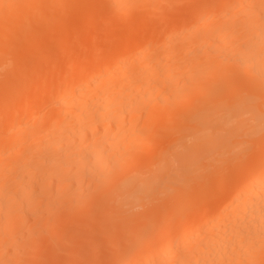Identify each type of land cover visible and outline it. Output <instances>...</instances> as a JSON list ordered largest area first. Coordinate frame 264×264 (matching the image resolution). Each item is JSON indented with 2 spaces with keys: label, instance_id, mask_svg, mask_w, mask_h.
<instances>
[{
  "label": "bare ground",
  "instance_id": "bare-ground-1",
  "mask_svg": "<svg viewBox=\"0 0 264 264\" xmlns=\"http://www.w3.org/2000/svg\"><path fill=\"white\" fill-rule=\"evenodd\" d=\"M184 1L0 0V264H26L98 208L91 231L127 234L108 264H264V0L173 8ZM149 137L173 146L159 158Z\"/></svg>",
  "mask_w": 264,
  "mask_h": 264
},
{
  "label": "rangeland",
  "instance_id": "rangeland-1",
  "mask_svg": "<svg viewBox=\"0 0 264 264\" xmlns=\"http://www.w3.org/2000/svg\"><path fill=\"white\" fill-rule=\"evenodd\" d=\"M192 1H193V2H192ZM196 1L199 2L200 0H191L192 3L189 2V0H188V1L186 0V1H184V2L182 3V5H180V4H179L180 2H179V3H177V7H176V3H175V7L173 6V8H175V9L178 10V8L180 7L179 10H185V9H187L191 4L196 3ZM204 1H206V0H204ZM178 4H179V5H178ZM181 7H183V8H181ZM168 11H169V10H168ZM173 13H174V9H171V10L169 11V13H167V14H168V17H167V18H170V16L173 17ZM169 14H170V15H169ZM95 19H96V20L93 19L94 22H96L98 18H95ZM97 22H98V21H97ZM107 25H108V24H107ZM85 33H87V32H85ZM85 33H84V34H83V32H82V33H79V34H78V33H75V34H74L75 36H74L73 40L71 41V40L69 39V40H70L69 42H71L72 45H70V43H69L68 48L70 47L69 49H70V51H71L72 54H73V52H75L74 49H76V48L79 49L78 46H80V45H81V42H83V40H85V39L87 38V37H85V36H87V34H85ZM72 34H73V33H71V34L69 35L70 38H71V36L73 37ZM81 34H82V35H81ZM80 35H81V36L84 35V36H83V38H84L83 40H82V38H81ZM78 36H79V37H78ZM77 38H78V39H77ZM80 38H81L82 41H80ZM71 39H72V38H71ZM95 39H96V38H95ZM97 39H99V37H98ZM74 40H75L76 42H73ZM99 41H100V39H99L98 41L96 40L97 43H98ZM73 44H74L75 48H74ZM76 44H77V45H76ZM59 45H60V44L57 45L58 47H57V49L55 50V54H58L57 56L60 57L61 52H62L66 47H64V49H62L63 46L61 45V47H60ZM72 48H73V50H72ZM57 50H59V52H58ZM73 57H74V56H73ZM53 59H54V58H53ZM53 59H51V60L54 61ZM65 59H67V58H65ZM70 59H71V58H70ZM71 60H72V59H71ZM76 60H77V59L73 60V62L76 61ZM78 60H79V59H78ZM56 61H57V60H56ZM69 61H70V60H69ZM51 63H53V62H51ZM74 63H75V62H74ZM13 67H14V66H13ZM10 68H11V67H10ZM15 69H16V68H15ZM15 69H13V70H15ZM15 71H16V70H15ZM10 76H11V75H10ZM34 79H36V78L34 77ZM29 83H31V82H27V84H29ZM30 85H32V84H30ZM33 85H35L34 82H33ZM26 87H28V85H27ZM29 87H30V86H29ZM31 87H33V86H31ZM6 88H7V87H4V90H3L4 93H7V91L9 90V87H8L7 89H6ZM0 91H2V90H0ZM2 93H3V92H2ZM7 101H8V99H7ZM7 101H4V102L6 103ZM4 102H3V103H4ZM5 103H4L3 105L0 104V106H1L0 108H4V107L7 105V104H5ZM45 105H46V106H45ZM48 106H49V104H43L42 107H41L42 109L40 108V112H39L38 110H37L36 112H39V113L42 112L43 115H44V113L47 114V113L49 112V109H50V106H49V107H48ZM43 107H44V108H43ZM42 113H41V114H42ZM191 119H192V118L189 117V118H187V119H185V120H182L181 122H178V125H177L176 127H179L181 124H184V123H186V122H187L188 124H190L189 126H191V121H192ZM187 123L184 124L183 126H180L181 128H178V129L175 128V131H173V130L170 131V129H168L169 132H168V133L166 132V135H167V136H165V134H164L165 138L168 139V140H169L170 138H171V140H173V139L176 140V139L179 138V139L182 140V142L185 141L184 138H187V136L192 132V130H193V132H194L193 127H192V126L189 127ZM186 125L188 126L187 128H188L189 130L186 129ZM183 127H184L185 129H183ZM191 128H192V129H191ZM166 129H167V128H166ZM166 129H165V127L156 128V129H155L156 132L153 133V134H151V135L154 136V138H155V135L157 136L161 131L163 132V130L165 131ZM157 130H158V132H157ZM168 130H166V131H168ZM176 131H177V132H176ZM171 132H172V133H171ZM193 132H192V133H193ZM170 134H171V135H170ZM172 134H173V135H172ZM159 135H161V134H159ZM162 135H163V134H162ZM152 136H151V137H152ZM172 136H174V138H172ZM168 137H170V138H168ZM188 137H189V136H188ZM158 138H160V137H158ZM182 138H183V139H182ZM155 139H156V138H155ZM155 139H154V140H155ZM162 139H164V138H162ZM162 139H161V140H160V139H157V141H155V142L157 143V146H159V148H155V149L159 150V149L162 148V146H163L161 152L159 151V152H160L159 154H158V152H157V154H158L157 156H158L159 158H160L161 154H163V153H164L165 151H167V149H168V146L166 147L165 144H164V145L161 144L162 146L160 145V143L158 144V140L162 142ZM154 140H151V138L149 137V141H148V142L152 143V142H154ZM171 140H170V141H171ZM181 140L178 141L179 143L176 142V141L174 142V140H173L172 142H170V143H172L173 145H177V144H180ZM151 141H152V142H151ZM164 141L166 142L165 139H164ZM165 142H164V143H165ZM182 142H181V143H182ZM143 143H144V142H143ZM156 143H152V145H153V144H156ZM162 143H163V142H162ZM168 143H169V142H168ZM168 143L166 142V144H168ZM175 143H176V144H175ZM147 144H148V143H147ZM147 144H144L145 146L142 145V146L140 147V149H141V148H143V150H144V149H146V150L149 149L151 146H150V147L148 146V148H147V147H146ZM173 145H172V146H173ZM157 146H156V147H157ZM164 146H165V147H164ZM172 146L169 144V147H170V148H171ZM145 147H146V148H145ZM254 147H255V146H254ZM254 147H253V148H254ZM170 148H169V149H170ZM255 148H256V147H255ZM255 148H254V149H255ZM153 149H154V148H152V150L149 149V151H153ZM169 149H168V150H169ZM157 150H156V151H157ZM147 151H148V150H147ZM154 151H155V150H154ZM156 151H155L154 153H156ZM163 151H164V152H163ZM252 151H253V150H251V152H252ZM251 152H250V153H251ZM247 156H248V155H247ZM247 156H245V157H241V158H238L239 161H241L240 163L237 162V161H238L237 158H235V159H236L235 162H234L233 160H231V162L228 161V163L230 162V163L232 164V163L234 162V163H233V167H235L236 165L238 166V164L241 165V164H243V163H245V162H247V161L250 160V159H248ZM155 157H156V154H155ZM155 157H154L152 160H150L149 162H146L145 160H143V162L145 161V162L147 163V164L144 163V165H143V162H142V163L140 162V161H141V160H140L139 163H138V165H137V166H138L137 170L135 169V171L133 170V171L129 172L128 174H130V175L133 174V175H134V172H135V174H136L138 171H140V170H144L145 168H148V169H147V171H148L149 168L153 167V165L156 163V161H158V160H157L158 158H155ZM153 160H154L155 162H154ZM147 161H148V160H147ZM232 161H233V162H232ZM242 161H243V162H242ZM244 161H245V162H244ZM153 162H154V163H153ZM140 163H141V165L139 166ZM231 164H226V165L224 166L225 168H219V167H218V169L216 170V171H217V175H220V174H221L220 176L222 177V175H224V174L226 173V171H227V173H228V172L230 171L229 169H230V165H231ZM149 166H150V167H149ZM139 168H140V169H139ZM141 168H143V169H141ZM226 169H227V170H226ZM145 170H146V169H145ZM221 170H222L223 172H225V173H223ZM212 171H215V170H212ZM220 171H221V172H220ZM143 172H145V171H143ZM201 173H202V172H201ZM222 173H223V174H222ZM230 174H231V177H232V173H230ZM226 175H227V174H226ZM201 176L203 177V176H205V174H203V173H202V175L199 174L198 176L195 177V180H196V178H198V177H199L201 180L206 179V177H204V179H203V178H201ZM227 176H228V175H227ZM225 177H226V176H225ZM228 177H229V178H228V182H231V181L234 179L233 177H232V178H230V176H228ZM199 178H198V179H199ZM200 179H199V181H197V182L194 180V181H193L194 183L192 182V185H193V186H190V187H189V190H190L191 187L194 189L196 186H198V185H197L198 182H199V183L201 182V184H203V183L205 182V181H201ZM224 179L227 180V177L224 178ZM226 180H225V181H226ZM195 182H196V183H195ZM202 182H203V183H202ZM226 183H227V182H226ZM87 185H88V184H87ZM194 185H196V186L194 187ZM84 186H86V183L84 184ZM199 188H200V190H201V187H199ZM199 188H197V189L199 190ZM197 189H196V190H197ZM185 190H187V192H188L189 195H192L191 192H192V193H196V192H197V191L195 192V190H193V191L190 190L191 192L189 193L188 188L185 189ZM185 190H184V191H185ZM178 191H179V190H178ZM181 192H182V190H181ZM177 194H179V192H177ZM194 195H196V194H194ZM194 195H193V196H194ZM107 199H108V200H109V199L111 200L110 197H108ZM110 200H109V201H110ZM157 202H158V201H157ZM176 202H177V200L175 201V203L173 202V205L176 204ZM196 203H197V204H194V205L197 206L199 202H196ZM200 203H201V202H200ZM104 204L107 205V202L105 201ZM154 204H155V203H154ZM154 204H153V205L151 204V205H152V206H155ZM151 205H150V206H151ZM157 205L160 206L159 203H158ZM103 206H104V205H103ZM103 206H101V207H103ZM150 206H149V207H150ZM152 206H151V207H152ZM139 207H141V206H139ZM139 207L137 206V209H136V210H138V213H137V211H135V214H136V213L139 214V211H140L139 209H142V211H144V208H143V207H141V208H139ZM192 207H194L193 209H196L195 206H192ZM197 207H198V208H201V204H199ZM135 208H136V207H135ZM138 208H139V209H138ZM85 209H87V212H88V211L90 212V209H92V208H89V210H88V208L85 207ZM100 209H101V208L96 209L95 212H94L95 208L92 209L93 212H94L96 215H95L94 213H92L93 215H92V214H89V215H91V216H94V215H95V217L98 216V218H95V219H97V220L93 219V217H92L93 222L96 221L95 223H97V221H98L99 219H101V220L103 219V218H99V217H100V215H99V214H100V213H99V212H100ZM132 209H133V208H132ZM147 209H148V208H147ZM83 210H84V209H83ZM92 210H91V211H92ZM129 210H130V209H129ZM129 210H126V211L128 212ZM80 211H81V210H80ZM133 211H134V209H133ZM84 212H86V210H85ZM84 212H82V213H84ZM87 212H86V213H87ZM78 213H79V214L76 215L75 220L79 219V218H77L78 215L81 217V214H82V213H80L79 211H78ZM86 213L83 214L84 216H83V215H82V216H83V217H86ZM90 213H91V212H90ZM140 213H142V212L140 211ZM129 214H130V213H129ZM132 214H134V213L132 212ZM125 215H126V214H125ZM127 215H128V214H127ZM130 215H131V214H130ZM203 215H204V214H203ZM203 215H202V216H203ZM207 215H208V214H207ZM207 215H204L203 217L200 216L201 218H199V219H196V218H198L199 216H198V217H195L194 220H193V222H192L193 225H194L193 227L200 226V224H202L201 222L204 223V222H205L204 217H207ZM209 217H210V215H208V217L206 218V220H207ZM202 218H203L204 221L202 220ZM92 219L89 217V218L87 219V220H88V221H87L86 218L83 219V218L81 217L79 220H81V222H83L82 225L79 224V223H81V222H79L78 225H76V222H75V221L72 222L73 219L70 220V221H71V224L73 223L72 225L75 224L76 226L68 227V225H67V228H68V229H67V228L64 229L63 232H62V235H61V236L64 235V236H65L64 238L61 237L60 235H58L59 237L56 236V235L59 234L61 231H60L59 233L57 232V234L55 235V240H56V237H58V238H57V242L54 241V243H53V244H55V243H57V244H56V245H53V244H52L51 247H47V251H48V250L50 251V252L48 251L49 253H47V251H45L46 248H44V246H43V248L41 247V248H42V251H40V254H39V253L37 254L38 257H37V255H34L35 253H34V254H33V253H32V254L29 253L30 250L27 252V255H29V254H31V255L26 256V257L23 256V257H25V258L28 259L29 261L31 260V258H32V259L34 258V259H33L34 261H32V262H33V263H36V264H47V262L44 261V259L47 258L46 260L48 261V263H51V262H49L51 259L48 258V254H49V256H50V254H51V252H52L51 250L55 249V250H53V253H52L53 255H52V254H51V255H52V256H55V258H56V257H57V258L55 259V258L52 257V256H50V257H52V259H54L55 261L58 260V263L60 262V264H61V263H63V264H92V263H93L92 261H93L94 259H96V260H94V261H95L96 263H98V264H105V262L108 264V258H109V256L111 255V253L114 251L113 248H115L113 244L111 245V243H112V242H120V243H121V241H119L121 237H122V238L124 237L123 242L125 243V240L127 239V238H126L127 234H125V233L122 232V233L124 234V236H122V235H123V234H122V235L120 236V238H117V237L115 238V236L113 237V236H111V235H110V238H109V235L107 236V238H104L105 235L103 234V232H102L101 230H102L103 225H104L105 223H103V224L101 225V227H99L97 224L94 223V224L96 225L95 228L97 227V229H98V227H99V229L97 230V232H96V229L93 230V231L95 232V233H94V232L91 231V229L89 228V227H91V226L93 225V222H92V223L89 222V220L91 221ZM176 219H180V218L177 217ZM195 219H196V220H195ZM101 220H100V221H101ZM180 220H181V219H180ZM180 220H179V221H180ZM201 220H202V221H201ZM30 221H31V219H30ZM70 221H68V223H66V224H69ZM77 221H78V220H77ZM84 221H87V222H88V223H86V225L88 224V225H87L88 227H86V225H83V224H85ZM177 221H178V220H177ZM194 221H196V223L198 222L199 224L197 223V225H196V223H195ZM66 222H67V221H66ZM105 222H106V221H105ZM33 223H34V222H33V220H32V221L29 222L28 224L31 225V224H33ZM63 224H64V223H63ZM66 224H65V225H62V226L64 227V226H66ZM90 224H92V225L90 226ZM62 226H60V227H62ZM88 228H89V229H88ZM93 228H94V227H93ZM106 228H107V224H106ZM106 228L103 229V231L106 230V233H107V229H106ZM58 229H59V227H58ZM58 229H57V231H58ZM60 229H61V228H60ZM76 229H79V230H78V235H77V233H76V234H72L73 231L76 230ZM89 230H90V232H89ZM79 231H81V233H82L83 231H85V232H83V233H84V234H87V235L90 234V235H89V239H86V238L84 239V234L82 233V234H81L82 236H81L80 233H79ZM98 231H99V233H98ZM76 232H77V231H76ZM88 232H89V233H88ZM101 232H102V233H101ZM71 234H72V236L77 235V236H75L77 239H76V238L72 239L73 237H71ZM101 234H103L104 236H103V235L101 236ZM107 234H108V233H107ZM107 234H106V235H107ZM87 235H86V237H87ZM91 235H93V236L91 237ZM78 236H79V237H78ZM90 237H91L92 239H91ZM98 237H99V238H98ZM111 237H112V238H111ZM96 239H97V240H96ZM99 239H101V240H99ZM104 239H105L106 242L103 241ZM107 239H108V240H107ZM116 239H117V240H116ZM98 240H99V241H98ZM110 240H111V241H110ZM114 240H115V241H114ZM75 241H76V242H75ZM80 242H81V243L84 242V244H78V243H80ZM103 242H104V244H103ZM107 242H108V243H107ZM109 242H110V243H109ZM98 243H99L100 246L98 245ZM100 243H101V244H100ZM106 243H107V244H106ZM102 244H103L104 247L102 246ZM121 244H123V243H121ZM78 245H80V248H79ZM96 245H97V247H96ZM108 245H109V246H108ZM82 246L85 247V249H83V251H82V248H83ZM77 247H78L80 250H78ZM81 247H82V248H81ZM98 247H99V248L101 247V249L103 248L102 250H103L104 252H106V255H107V252L109 251L108 255H107L106 257H104V256L99 257V255H101V252H102V251H101ZM105 247H106V248H105ZM112 247H113V248H112ZM49 248H51V249H49ZM104 248H105V249H104ZM92 249H93V250H92ZM108 249H110V250H108ZM111 249H112L113 251H111ZM38 250H40V248H39ZM32 251H33V250H32ZM32 251H31V252H32ZM44 251H45V254L47 253V254H46L47 257H45L44 259H42V256H41V255L44 254V253L42 254V252H44ZM54 251H55V252H54ZM77 251H78V252H79V251H82L83 253L80 252V255H79V254L77 253ZM92 251H93V252H92ZM94 251H95V252L97 251L98 254H96ZM100 251H101V252H100ZM110 251H111V252H110ZM33 252H38V251H33ZM104 252H102L103 255L105 254ZM93 253H95V254H93ZM45 254H44V255H45ZM81 254H82V255H81ZM32 256H35V257H32ZM30 257H31V258H30ZM95 257H96V258H95ZM25 258H23V259H25ZM98 258H99L100 261L98 260ZM28 260H25V263H26V264H27V262H29ZM55 261H53V262H55ZM103 261H104V262H103ZM23 262H24V260H23ZM44 262H46V263H44ZM53 262H52V263H53ZM101 262H102V263H101ZM29 263H30V262H29ZM33 263H31V264H33ZM56 263H57V261H56ZM58 263H57V264H58ZM23 264H24V263H23ZM53 264H54V263H53Z\"/></svg>",
  "mask_w": 264,
  "mask_h": 264
}]
</instances>
